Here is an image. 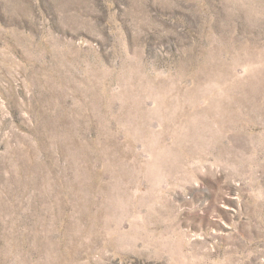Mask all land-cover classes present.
Here are the masks:
<instances>
[{
  "label": "rangeland",
  "instance_id": "374dc122",
  "mask_svg": "<svg viewBox=\"0 0 264 264\" xmlns=\"http://www.w3.org/2000/svg\"><path fill=\"white\" fill-rule=\"evenodd\" d=\"M0 264H264V0H0Z\"/></svg>",
  "mask_w": 264,
  "mask_h": 264
}]
</instances>
